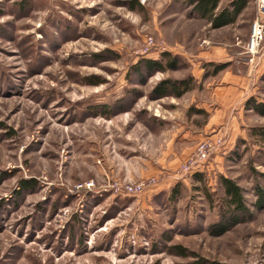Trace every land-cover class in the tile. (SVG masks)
<instances>
[{
  "label": "rangeland",
  "instance_id": "rangeland-1",
  "mask_svg": "<svg viewBox=\"0 0 264 264\" xmlns=\"http://www.w3.org/2000/svg\"><path fill=\"white\" fill-rule=\"evenodd\" d=\"M189 1L0 0V264H264L257 0L220 29ZM162 54L174 66L135 74ZM190 75L180 98L156 91ZM221 177L247 210L230 225Z\"/></svg>",
  "mask_w": 264,
  "mask_h": 264
},
{
  "label": "trees",
  "instance_id": "trees-1",
  "mask_svg": "<svg viewBox=\"0 0 264 264\" xmlns=\"http://www.w3.org/2000/svg\"><path fill=\"white\" fill-rule=\"evenodd\" d=\"M221 1L222 0H190L189 6L192 7L193 13L197 14L199 18L205 20L208 24L211 25L212 28L220 29L226 25L234 23L240 12L246 7L249 0H235L230 5V10L223 9V11L216 12ZM1 12L2 11L0 10V15L2 14ZM159 59L160 60H139L132 69L135 71V74H139V72L143 70L148 76L150 74H153L154 72H163L165 69L174 66V59L169 58L168 54H162ZM164 61L166 62L164 63ZM218 70V68L214 69L213 72L216 73V71ZM262 81L264 82V75L262 76ZM193 86H195V78L190 75L188 76V78L182 81H172L168 79L162 81L159 83L157 87L158 89L156 91L161 97H166L169 94H173L176 98H180L183 93L193 89ZM244 108L246 110H251L264 118V101L258 100L256 98H250L247 102H245ZM196 113H201V111L197 110ZM252 134L254 137L260 139L259 142L264 144V127L256 128L255 130H253ZM219 180L224 192V199L222 201L226 206L224 212H222L221 215L222 222L229 225L231 223L234 224L236 221H239L240 217H243L244 214L247 213L244 201H242V190L231 179L221 177ZM194 181L203 183V174H194ZM260 196H263V193H260ZM258 200L259 202L262 201L261 199ZM173 250L176 254H178V256L186 258V255L184 254L181 247L174 246ZM194 264L218 263L202 260Z\"/></svg>",
  "mask_w": 264,
  "mask_h": 264
},
{
  "label": "built area",
  "instance_id": "built-area-1",
  "mask_svg": "<svg viewBox=\"0 0 264 264\" xmlns=\"http://www.w3.org/2000/svg\"><path fill=\"white\" fill-rule=\"evenodd\" d=\"M256 12L257 15L252 22L251 33L244 49L245 51L244 54L247 56L250 55L251 58L253 57L254 54L257 53L258 49H260L264 37V0H257ZM200 156H201V160L200 161L197 160L195 163L190 164L188 167L185 168V171H187L190 174L203 173V169H202L203 166L201 164H203L207 159H205L206 154L204 152ZM123 190H124L123 192L126 195L140 194L143 191V189H141L140 187L131 188L130 186H127Z\"/></svg>",
  "mask_w": 264,
  "mask_h": 264
},
{
  "label": "crops",
  "instance_id": "crops-1",
  "mask_svg": "<svg viewBox=\"0 0 264 264\" xmlns=\"http://www.w3.org/2000/svg\"><path fill=\"white\" fill-rule=\"evenodd\" d=\"M199 108H201V109H202L203 107H199Z\"/></svg>",
  "mask_w": 264,
  "mask_h": 264
}]
</instances>
